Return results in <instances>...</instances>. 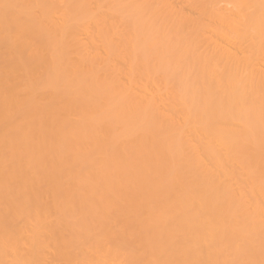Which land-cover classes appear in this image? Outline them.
<instances>
[{
    "label": "bare ground",
    "instance_id": "obj_1",
    "mask_svg": "<svg viewBox=\"0 0 264 264\" xmlns=\"http://www.w3.org/2000/svg\"><path fill=\"white\" fill-rule=\"evenodd\" d=\"M0 264H264V0H0Z\"/></svg>",
    "mask_w": 264,
    "mask_h": 264
}]
</instances>
